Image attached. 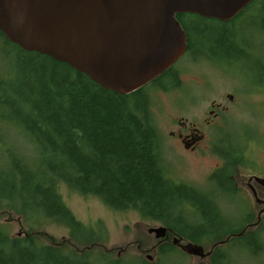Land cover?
I'll return each mask as SVG.
<instances>
[{"label":"trees","instance_id":"obj_1","mask_svg":"<svg viewBox=\"0 0 264 264\" xmlns=\"http://www.w3.org/2000/svg\"><path fill=\"white\" fill-rule=\"evenodd\" d=\"M258 2L263 3L251 0L244 8ZM244 12L218 22V35H205L212 43L206 56L230 60L243 53L241 45L235 43L234 27ZM175 17L186 32L189 47L198 51L201 44L199 40V44L194 43V24L212 18L193 13H177ZM0 41L17 50L13 62L17 71L12 74L16 83L1 86L0 125L11 127L18 142L26 141L22 149L29 146L28 154L13 145L0 147V206L19 212L30 228L38 212L44 218L63 221L73 240L91 239L94 231L85 228L63 204L57 191L60 181L81 194L97 197L109 208L134 210L140 217L196 241L206 237L205 221L211 226L218 224L221 214L214 204H207L212 197L205 190L166 176L163 139L151 114L148 85L120 94L101 87L63 61L23 50L1 31ZM5 89L10 90L11 99ZM240 147L230 146L225 151L227 165L237 161ZM243 240L256 248L253 253L260 250L258 235L240 238ZM171 253L163 247L160 254ZM0 264L98 263L86 253L66 252L60 246L38 243L31 236L9 237L1 225ZM100 264L122 263L105 258Z\"/></svg>","mask_w":264,"mask_h":264},{"label":"rangeland","instance_id":"obj_2","mask_svg":"<svg viewBox=\"0 0 264 264\" xmlns=\"http://www.w3.org/2000/svg\"><path fill=\"white\" fill-rule=\"evenodd\" d=\"M261 1L264 3V0ZM263 3L258 2L244 8V18L235 21L234 37L238 38L235 43H243V53L230 60L215 55L206 56L210 54L207 50L212 47V43L205 35H218L220 21L197 20L192 36L194 43L199 44L198 40L200 41L202 49L188 53L178 61L177 65L182 68L183 74L177 91H148L151 114L163 139L165 173L172 180L205 190L206 173L219 162L209 152L191 153L180 150L170 133L178 126V121L198 122L206 117L211 101L225 105L224 128L218 130L214 126L207 133L208 137L215 140L220 136V146L224 151L230 146H241L242 151L264 166ZM16 55L17 50L11 44L0 41V93L2 85L16 83V77H12L17 71L13 63ZM5 90L7 98L11 99L10 90ZM227 93L232 94V100L226 97ZM25 142L16 140L11 127L0 125V147L5 143L28 154L29 146L22 149L27 146ZM240 168L245 174L251 171L245 166ZM57 191L74 218L85 228L94 231L91 239L73 240L69 227L63 221L44 218L38 212L34 214L37 221L30 228L28 220L25 221L19 212L5 205L0 206V226L4 227L9 237L31 236L38 243L60 246L66 252L86 253L89 259L98 264L105 258L116 259L122 264H204L199 258L186 257L176 252L167 256L157 253L154 245L158 238L153 233H148L147 228L159 226L160 222L142 218L131 209L109 208L97 197L81 194L60 181L57 183ZM218 198L224 203L223 209L228 213L226 216L230 221L239 219L240 215L243 218L248 213L255 215L257 208L247 190L239 189L236 194H232L230 190L223 191ZM260 232L261 250L253 253L256 249L254 246L238 242L229 249L230 264H264V230L260 229ZM84 233H87L86 230ZM222 238L220 236L218 239ZM212 241L201 244L206 250Z\"/></svg>","mask_w":264,"mask_h":264},{"label":"water","instance_id":"obj_3","mask_svg":"<svg viewBox=\"0 0 264 264\" xmlns=\"http://www.w3.org/2000/svg\"><path fill=\"white\" fill-rule=\"evenodd\" d=\"M250 1L0 0V31L23 50L63 61L101 87L127 94L185 51L177 13L228 21ZM165 231L163 225L147 228L156 238ZM184 248L202 255L200 245Z\"/></svg>","mask_w":264,"mask_h":264},{"label":"flooded vegetation","instance_id":"obj_4","mask_svg":"<svg viewBox=\"0 0 264 264\" xmlns=\"http://www.w3.org/2000/svg\"><path fill=\"white\" fill-rule=\"evenodd\" d=\"M239 45H241L243 51V43L241 42ZM195 52L193 46L189 47L186 41V49L181 56L173 64L140 88L151 85L147 86V91H177L178 82L183 74L182 68L178 66L177 63L186 56V54ZM226 97L229 100L233 99L230 93H227ZM224 110V104L211 101L206 117H203L198 122L189 121L186 123L184 120L178 121V126L170 132L174 143L180 150L191 153L209 152L219 160L217 165L206 173L207 178L205 181V191L209 194V198L212 197V200H207V204L212 203L217 207L218 212L221 214L219 222L217 225L211 226V224L205 221L206 237L202 238L200 241H196L188 236L179 235L175 230L165 226L166 231L164 236L158 238L154 245L155 251L159 254L162 252L163 247H168L169 251L179 253L180 255L184 254L186 257L188 255L192 256V258H199L204 264H230L231 261H228L229 249L238 242L244 243V240L240 241V238L244 237L245 240H248L254 235H258L259 237L261 233L260 229L264 230L263 164L257 162L252 156L250 157L248 153L239 151L236 154L238 157L236 159L237 161L233 163L230 162L227 165L225 151L220 146L222 138L219 136L214 140L211 136L208 137L207 135L209 130L214 126H217L218 130L224 128ZM241 166H245L249 168V170L251 169L250 173H242ZM259 168L263 170L259 171ZM239 189L250 192L257 209L254 216L252 213H248L243 218L241 217L242 220H240V215L238 216L239 219L230 221L231 219L226 216L228 213L223 209L224 203L218 197L223 191L230 190L232 194H236ZM214 191L215 193L213 194ZM220 236L223 238L218 239ZM209 240L213 241L208 249L205 250L201 243ZM187 243L200 245L202 248V255L189 253L184 248Z\"/></svg>","mask_w":264,"mask_h":264}]
</instances>
